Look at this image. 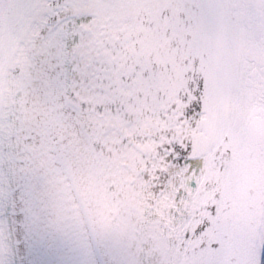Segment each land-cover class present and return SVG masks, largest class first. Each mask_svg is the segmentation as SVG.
I'll use <instances>...</instances> for the list:
<instances>
[{
  "label": "snow or ice",
  "instance_id": "1",
  "mask_svg": "<svg viewBox=\"0 0 264 264\" xmlns=\"http://www.w3.org/2000/svg\"><path fill=\"white\" fill-rule=\"evenodd\" d=\"M0 264H264V0H0Z\"/></svg>",
  "mask_w": 264,
  "mask_h": 264
}]
</instances>
